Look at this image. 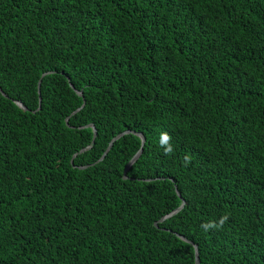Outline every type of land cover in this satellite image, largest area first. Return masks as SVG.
Wrapping results in <instances>:
<instances>
[{
	"label": "trees",
	"instance_id": "16d2710c",
	"mask_svg": "<svg viewBox=\"0 0 264 264\" xmlns=\"http://www.w3.org/2000/svg\"><path fill=\"white\" fill-rule=\"evenodd\" d=\"M194 245L264 264V0H0V264H195Z\"/></svg>",
	"mask_w": 264,
	"mask_h": 264
},
{
	"label": "water",
	"instance_id": "95a60500",
	"mask_svg": "<svg viewBox=\"0 0 264 264\" xmlns=\"http://www.w3.org/2000/svg\"><path fill=\"white\" fill-rule=\"evenodd\" d=\"M47 74H49V73H45V74H43L42 75V77H44L45 75H47ZM40 84H41V79L38 81V93H40ZM71 86V85H70ZM71 88H73L72 86H71ZM74 92L78 95V96H80L81 97V92H78V91H76V90H74ZM40 102H41V99L39 98V108L38 109H40ZM18 105H19V107H21L23 110H27L25 107H23L20 103H18ZM83 106H84V103L82 104V106L80 107V108H77L73 113H71V115L69 116V117H71V116H73V115H75L77 112H79L82 108H83ZM37 109V110H38ZM69 117L66 119V122L68 121V119H69ZM87 127H90V128H92V130H93V138H92V143H91V145L93 144V141H94V139H95V137H96V133H95V129H94V126L93 125H88ZM129 133V131H126V132H123V133H121V134H119V135H117L116 137H114L110 142H109V144H108V147H107V149L105 150V152L103 153V155H102V157L100 158V160L99 161H101V160H103L104 159V157L107 155V153L109 152V150H110V148L112 147V145H113V143L116 141V140H118L119 138H121L123 135H126V134H128ZM134 135H136V136H138L140 139H141V149L138 151V153L128 162V164L126 165V167H125V169H124V172H123V179L125 180L127 177H126V173H127V171L129 170V168L131 167V165L135 162V160L138 158V156L140 155V153H141V151H142V146H143V144H144V141H145V139H144V137H143V135L142 134H140V133H134V132H132ZM89 148V147H88ZM88 148H86V149H84V150H81L79 153H82V152H84L85 150H87ZM76 155H74L73 156V158L75 157ZM73 158H72V160H71V164L73 163ZM86 167H80V169H85ZM183 206H184V202H182V204H181V206H180V208L178 209V210H180L181 208H183ZM178 210H176V211H174L172 214H170V215H168V216H165V217H163L161 220H160V222H162V221H164L165 219H167V218H169L171 215H173V214H175ZM156 225V224H155ZM180 239H182L183 241H185V242H187V243H191V242H189V241H187L185 238H183L182 236H178ZM192 244V243H191ZM194 249H195V264H199V260H198V254H197V247L194 245Z\"/></svg>",
	"mask_w": 264,
	"mask_h": 264
},
{
	"label": "clouds",
	"instance_id": "9594fccd",
	"mask_svg": "<svg viewBox=\"0 0 264 264\" xmlns=\"http://www.w3.org/2000/svg\"><path fill=\"white\" fill-rule=\"evenodd\" d=\"M172 137L167 133H161L159 138V146L163 149V154L165 156H171L174 153V148L171 144ZM191 157L185 156L184 157V166L186 167L188 164L191 163ZM229 220L228 215H223L219 218V220H210L207 222H204L200 225L201 229L208 233L212 230H221L225 223Z\"/></svg>",
	"mask_w": 264,
	"mask_h": 264
}]
</instances>
